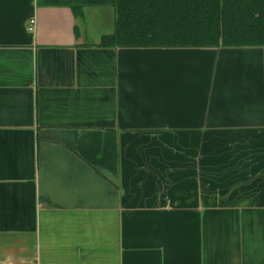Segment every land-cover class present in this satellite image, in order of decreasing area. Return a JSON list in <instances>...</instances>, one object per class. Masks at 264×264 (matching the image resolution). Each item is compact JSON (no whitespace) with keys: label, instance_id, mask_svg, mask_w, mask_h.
<instances>
[{"label":"crops","instance_id":"crops-1","mask_svg":"<svg viewBox=\"0 0 264 264\" xmlns=\"http://www.w3.org/2000/svg\"><path fill=\"white\" fill-rule=\"evenodd\" d=\"M114 28L109 0H0V264H264V46Z\"/></svg>","mask_w":264,"mask_h":264},{"label":"trees","instance_id":"trees-1","mask_svg":"<svg viewBox=\"0 0 264 264\" xmlns=\"http://www.w3.org/2000/svg\"><path fill=\"white\" fill-rule=\"evenodd\" d=\"M103 48L264 46V0H109Z\"/></svg>","mask_w":264,"mask_h":264},{"label":"built area","instance_id":"built-area-1","mask_svg":"<svg viewBox=\"0 0 264 264\" xmlns=\"http://www.w3.org/2000/svg\"><path fill=\"white\" fill-rule=\"evenodd\" d=\"M35 23H36V20H35V19H32V20L30 21V27H29L30 30H33V29H34V25H35Z\"/></svg>","mask_w":264,"mask_h":264}]
</instances>
